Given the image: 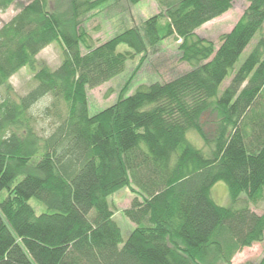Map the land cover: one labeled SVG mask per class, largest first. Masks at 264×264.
Returning a JSON list of instances; mask_svg holds the SVG:
<instances>
[{
  "label": "trees",
  "instance_id": "trees-1",
  "mask_svg": "<svg viewBox=\"0 0 264 264\" xmlns=\"http://www.w3.org/2000/svg\"><path fill=\"white\" fill-rule=\"evenodd\" d=\"M14 1L0 0V12ZM111 1L29 0L0 26V264H232L264 235V211L250 208L264 200V0H248L218 47L194 31L234 0H158L159 13L94 45L83 22ZM170 36L189 70L129 95L124 87L89 114L88 88ZM56 40L59 65L36 68V55ZM120 43L130 51H117ZM24 66L35 84L18 95L8 81ZM47 95L42 135L31 108ZM218 181L228 186L227 206L211 197ZM130 183L137 194L122 212L134 228L123 240L108 196ZM32 197L46 212L36 214ZM244 264H264V255Z\"/></svg>",
  "mask_w": 264,
  "mask_h": 264
},
{
  "label": "rangeland",
  "instance_id": "rangeland-1",
  "mask_svg": "<svg viewBox=\"0 0 264 264\" xmlns=\"http://www.w3.org/2000/svg\"><path fill=\"white\" fill-rule=\"evenodd\" d=\"M29 0H16L5 11L0 12V26L9 21ZM173 1V0H164ZM248 6V0H234L227 12L221 16L204 23L194 32L197 36L212 41L216 47L219 46V37L223 33L229 32L234 24L243 14ZM161 6L158 0H139L133 4L129 0H112L103 8L94 10L88 14L83 24L93 44L98 45L113 37L115 34L126 28L141 25L143 21L152 15L159 13ZM259 35H256L242 51L238 61L234 65L237 68L245 59L251 48L256 44ZM180 40L173 36L167 37L154 46H148L146 51L136 54L132 59L126 61L124 70L107 82L87 89V105L90 115L112 105L118 99L120 91L126 87L124 94H131L135 89L143 84L153 82H167L183 74L190 69V66L181 61L178 45ZM85 50L82 49V52ZM117 51H130L125 43L117 45ZM36 68L47 65L55 68L62 59L61 42L53 41L36 55ZM230 78H226L220 85L221 92L228 84ZM9 84L18 95L25 94L34 86L33 73L29 66H24L9 79ZM6 88L0 87V100L5 98ZM51 101L49 95L43 97L32 108L31 112L36 116L37 130L45 135L49 132L50 119L41 115V110ZM63 108V106H62ZM216 115L214 112L207 113L202 118L203 130L208 137H211L216 127ZM187 138L197 148H204L203 142L194 131L187 133ZM131 185V186H130ZM129 186L123 187L110 196L108 203L113 212V219L118 224L123 240H125L134 224L123 214V209L130 205L132 198L137 194L136 189ZM211 197L221 206L230 204V194L227 184L224 181L216 182L211 190ZM6 195L5 191L0 195V199ZM244 198V196H241ZM28 203L36 214L46 212V207L35 198L28 199ZM250 208L257 214L264 211V200ZM264 255V235L260 242L245 247L237 252L231 262L232 264H244L245 262H258ZM209 264V263H208Z\"/></svg>",
  "mask_w": 264,
  "mask_h": 264
}]
</instances>
